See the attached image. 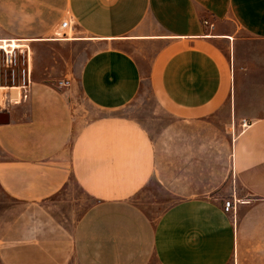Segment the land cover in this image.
<instances>
[{
    "label": "crops",
    "instance_id": "0c3cea01",
    "mask_svg": "<svg viewBox=\"0 0 264 264\" xmlns=\"http://www.w3.org/2000/svg\"><path fill=\"white\" fill-rule=\"evenodd\" d=\"M0 40L84 52L67 87L0 86V264H264V0H0ZM147 94L174 122L156 135L125 113ZM82 100L101 115L83 123ZM226 120L248 124L235 220L185 193L152 219L136 198L155 177L214 187Z\"/></svg>",
    "mask_w": 264,
    "mask_h": 264
},
{
    "label": "rangeland",
    "instance_id": "374dc122",
    "mask_svg": "<svg viewBox=\"0 0 264 264\" xmlns=\"http://www.w3.org/2000/svg\"><path fill=\"white\" fill-rule=\"evenodd\" d=\"M65 21L69 22L68 29L60 30V24ZM72 27L73 22L71 21L70 16L68 18V15L65 14L61 18L60 23L54 28V37L64 38L66 36L64 34L65 32L67 33L68 31L69 34H71ZM58 32L63 35L59 37L56 36V33ZM17 52L18 64H13L8 67L5 62L4 52L0 50V86L3 85L13 87L21 86L23 84L22 70L27 69V64H23L25 56L19 53V51ZM83 54L84 52L80 48V46L65 44L54 47L45 46L41 49H38L35 54L34 51L30 48L32 70L31 82L32 80H37L54 84L58 83L59 81L64 79L65 75H67L68 72L70 75L74 74L75 71H77L78 66L82 63ZM154 112H157V106L155 105L154 98H152L150 94H147V97L145 99L140 98L139 96V98H137V100L133 104V107L125 111V113L129 114L132 117H135L138 121L143 123L148 129H150L151 135H156V131L157 133H159V131H161V129L165 125L172 126L174 124L172 119L166 117H163L164 119L162 120L161 118L156 119L157 114L154 115ZM100 115L101 113L99 111L92 108L83 100L81 101L79 117L83 123L92 121ZM152 115L154 116V118H151ZM157 120L163 122L166 121V123L163 125V122L158 124ZM223 123H225L224 125H228V129L226 128L225 133V135H227V140L221 147L222 154L224 155V160L223 158H218L216 170L214 166H212L211 172L202 174L203 183L207 182L209 184H212V186L214 187L172 190L165 188V186L161 182V179L155 177L145 188V190L141 192L136 198L139 205L147 212V214L152 219H158L160 215L174 202L184 199L185 197L182 193H185L187 195L192 194L202 197L218 198L224 202L234 197L239 201V205L241 203L248 202V196L241 188L232 167L233 145L244 127L242 125L240 127V125H238L237 123L236 125L229 123L227 120ZM219 125L224 127L221 123H219ZM172 145H174V142L173 140H170V147ZM73 186L75 189L76 185ZM5 201H7V199L0 192V203ZM151 264H157V262L153 260Z\"/></svg>",
    "mask_w": 264,
    "mask_h": 264
},
{
    "label": "built area",
    "instance_id": "2783aa9c",
    "mask_svg": "<svg viewBox=\"0 0 264 264\" xmlns=\"http://www.w3.org/2000/svg\"><path fill=\"white\" fill-rule=\"evenodd\" d=\"M69 26V22L65 21L60 24V30L67 29ZM60 32L56 33V36H61ZM60 38V37H59ZM16 42V48L14 47V44ZM0 50L4 52V58L5 62L10 67L11 65H17L18 64V52L25 56L23 64H27V69L22 70V77H23V84L21 85L22 89H26L31 85V55H30V48L26 45H21L20 42H17V40H0ZM29 51V52H28ZM27 54V55H26ZM14 76V71H13ZM30 83V84H29ZM70 85V80L65 79L59 82V86L61 87H67ZM24 98H27V95L24 96ZM242 126L246 128L248 126L246 121L242 122ZM239 205V201L235 199L234 197L226 200L223 205L224 212L227 214H232L233 218L235 220L237 215V207Z\"/></svg>",
    "mask_w": 264,
    "mask_h": 264
},
{
    "label": "water",
    "instance_id": "95a60500",
    "mask_svg": "<svg viewBox=\"0 0 264 264\" xmlns=\"http://www.w3.org/2000/svg\"><path fill=\"white\" fill-rule=\"evenodd\" d=\"M3 116H9L8 113L6 112H0V118L3 117ZM4 122H1L0 121V124H3Z\"/></svg>",
    "mask_w": 264,
    "mask_h": 264
},
{
    "label": "bare ground",
    "instance_id": "6f19581e",
    "mask_svg": "<svg viewBox=\"0 0 264 264\" xmlns=\"http://www.w3.org/2000/svg\"><path fill=\"white\" fill-rule=\"evenodd\" d=\"M61 39H62V38H61ZM69 40H71V38H70ZM15 43H16V42H15ZM16 45H17V44H14V47H15V48H16ZM0 49H1V48H0ZM16 100H17V99H16Z\"/></svg>",
    "mask_w": 264,
    "mask_h": 264
}]
</instances>
